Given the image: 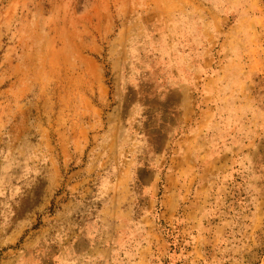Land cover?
I'll return each instance as SVG.
<instances>
[{"label":"rangeland","instance_id":"obj_1","mask_svg":"<svg viewBox=\"0 0 264 264\" xmlns=\"http://www.w3.org/2000/svg\"><path fill=\"white\" fill-rule=\"evenodd\" d=\"M0 264H264V0H0Z\"/></svg>","mask_w":264,"mask_h":264}]
</instances>
